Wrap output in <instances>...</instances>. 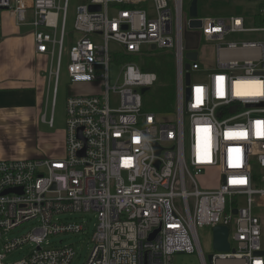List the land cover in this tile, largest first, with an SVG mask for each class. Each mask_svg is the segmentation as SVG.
I'll return each mask as SVG.
<instances>
[{"label": "built area", "instance_id": "built-area-1", "mask_svg": "<svg viewBox=\"0 0 264 264\" xmlns=\"http://www.w3.org/2000/svg\"><path fill=\"white\" fill-rule=\"evenodd\" d=\"M149 2L152 15L143 8ZM68 7L69 0H0V39L9 14L32 29L36 54L48 58L51 114L43 122L54 125L63 62L72 84L96 90L68 92L64 157L0 160V264L25 249L11 264H72L73 245L50 241L59 235H89L83 264H172L174 254L195 252L206 264L197 229L216 226L228 228L230 252L210 254L212 264H264V173H256L264 170V24L198 12L201 26L191 30L186 0H88L76 8L74 32L67 34ZM187 31L197 38L191 50ZM235 35L255 39H229ZM201 42L217 52L211 66L199 56ZM112 43L122 49L112 50ZM152 45L174 60L169 113L144 112L141 89L154 87L158 77L134 61L117 64L119 77L110 86L112 59L148 56ZM214 176L216 188H199L197 177ZM81 213L96 218L91 234L84 222L60 218ZM27 222L36 225L7 238Z\"/></svg>", "mask_w": 264, "mask_h": 264}, {"label": "crops", "instance_id": "crops-1", "mask_svg": "<svg viewBox=\"0 0 264 264\" xmlns=\"http://www.w3.org/2000/svg\"><path fill=\"white\" fill-rule=\"evenodd\" d=\"M260 1L252 17H221L240 16L248 24V18L255 20L259 16L258 26H262ZM19 27L11 15H4L0 39V160L61 158L65 154L64 129L53 131L54 125L49 127L42 121L46 112L45 100L51 96L49 61L46 56L36 54L32 29L22 33ZM207 65L211 66L212 62ZM43 126L48 130H42ZM30 134L36 136L40 150L36 147L29 149L26 145Z\"/></svg>", "mask_w": 264, "mask_h": 264}, {"label": "rangeland", "instance_id": "rangeland-1", "mask_svg": "<svg viewBox=\"0 0 264 264\" xmlns=\"http://www.w3.org/2000/svg\"><path fill=\"white\" fill-rule=\"evenodd\" d=\"M88 0H69V7H68V15H67V34L74 32V21H75V11L76 8L80 5L87 4ZM260 0H252V2H247V0H223L222 2H218L216 0H201L198 4L199 9V16L201 17H221V16H228V15H246V17H252L251 15L255 14L257 12V6L258 3H260ZM188 2L186 1V4ZM263 4V3H262ZM143 8H146L149 15L153 14V6L149 2L143 6ZM187 8V5H186ZM109 15H112L111 9ZM263 20H264V13H262ZM248 24L246 25L253 27L258 26L259 24V16L257 19H247ZM264 24V22H263ZM261 24V25H263ZM3 28V26H2ZM20 32L27 33L30 32V27L28 26H21L19 27ZM230 40H253L255 39V36L251 35H243V36H232L229 38ZM204 42H201L200 44V50H198L199 56L202 58L204 57L205 60L208 62H213L215 58L217 57V52L212 50V46H204ZM66 43V47H67ZM110 47L112 50H120L122 49L117 44H110ZM155 52L163 53V54H170L166 51H160V50H154L150 51V57L151 55L155 54ZM132 61L136 62L138 65L142 66L147 62L149 59V56L145 55H138L130 57ZM120 61H115V59H112L109 69V82L110 86H114L117 78L119 77L120 72ZM201 66L203 64L201 63ZM103 73V71L100 72V74ZM195 79V76L193 77ZM156 85V84H155ZM50 90L52 92V82L50 84ZM153 90V87L151 88ZM149 90L146 92L143 96V104H144V112L149 113L153 112L151 110L150 103L154 102V93L153 91ZM69 91H75L78 94L83 93H92L96 91L92 86L89 84H72L69 81L67 72H66V65L65 62H63L61 66L60 71V77H59V84H58V94L56 98V107L54 111V128L53 131H62L65 129V117H66V97L68 95ZM46 102V100H45ZM47 107L45 112V117L48 120L50 118V110H51V96L47 99ZM110 104L112 108L118 107V98L113 95V93L110 95ZM44 113V110H43ZM41 129L48 130L47 127L43 126ZM38 140L35 137H32V134L29 135V137L26 140V145L31 149L32 147H36L39 150L41 149V146L38 145ZM65 147V143H64ZM257 174L261 175L264 173V170H258L256 171ZM211 177V176H209ZM209 177H197V184L199 188L201 189H213L216 188L220 183V177L214 176L212 179ZM258 185L261 187L260 183L258 182ZM264 186V184L262 185ZM239 201L243 203V198L240 197ZM259 213L261 214V247L264 249V209L261 208L259 210ZM61 219L67 218L70 221H77V222H84L86 226L89 228V233L91 234L93 230V225L96 222V218L94 217V214L90 213H81V214H73V215H61ZM36 225V222H27L20 227L13 230L9 235H7V238L11 239L14 237H19L25 235L27 232L32 230L34 226ZM197 235L198 240L201 246L202 253L205 257L206 264L208 263V255L215 253V250L213 248V236H212V229L210 227H201L197 229ZM89 235H59L54 237L53 239H50L51 242L59 243L60 240L63 241V244H72L77 256L75 257L72 264H83L89 255V251L91 249V245L88 242ZM1 248V247H0ZM1 250V249H0ZM1 252V251H0ZM28 253V250L23 251H16L6 256L4 259L5 264H11L17 260L22 259L26 254ZM172 264H202L199 255L197 252L193 254H174L172 256ZM223 264H238L236 262L227 261Z\"/></svg>", "mask_w": 264, "mask_h": 264}, {"label": "trees", "instance_id": "trees-1", "mask_svg": "<svg viewBox=\"0 0 264 264\" xmlns=\"http://www.w3.org/2000/svg\"><path fill=\"white\" fill-rule=\"evenodd\" d=\"M188 4L191 0H186ZM263 4H260L259 11L262 13ZM149 59L143 64L144 72L155 73L158 77L156 85L153 87L155 101L150 103V108L154 113H169L173 111L175 105V70L174 60L171 54L155 52L148 55ZM117 61L128 62L132 59L128 57H118Z\"/></svg>", "mask_w": 264, "mask_h": 264}, {"label": "water", "instance_id": "water-1", "mask_svg": "<svg viewBox=\"0 0 264 264\" xmlns=\"http://www.w3.org/2000/svg\"><path fill=\"white\" fill-rule=\"evenodd\" d=\"M199 1L201 0H191L189 3V7H188V17L191 19L188 22V27L189 29L193 30V29H198L201 26L200 21L195 20L198 16V4ZM89 10L90 11H99L100 10V6L99 5H90L89 6ZM184 39L186 42V48L191 50L197 47V38H196V34H194L193 32H185L184 34ZM151 51L155 50V46L152 45L150 47ZM186 57L189 60H196L197 54L195 52H189L187 53ZM186 70L189 69V64H186L185 66ZM189 83V73L186 74V78H185V84L188 85ZM150 90V88L145 87L141 89V93L144 94L146 92H148ZM79 133H81V130L79 131ZM85 149L79 153L80 155L84 154ZM159 148L156 146V152L159 153ZM233 214H236V211H233ZM228 233L229 230L226 226H216L212 229V236H213V248L216 252H220V253H228L230 252V245L228 242ZM260 255H264V252H259ZM208 259V263L212 264V256L208 255L207 257Z\"/></svg>", "mask_w": 264, "mask_h": 264}]
</instances>
